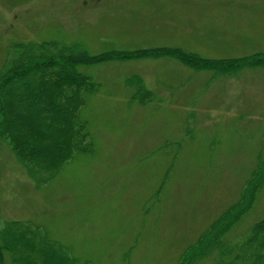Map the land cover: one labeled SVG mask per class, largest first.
I'll use <instances>...</instances> for the list:
<instances>
[{
    "label": "rangeland",
    "instance_id": "obj_1",
    "mask_svg": "<svg viewBox=\"0 0 264 264\" xmlns=\"http://www.w3.org/2000/svg\"><path fill=\"white\" fill-rule=\"evenodd\" d=\"M48 40L89 55L174 48L241 59L264 53V0H0V70L14 43ZM77 70L95 85L78 111L92 150L36 187L1 143L0 226L30 222L79 264H177L263 159L264 64L220 69L157 53ZM263 218L264 183L222 237L226 252L196 264L241 256ZM245 254L234 263L251 264Z\"/></svg>",
    "mask_w": 264,
    "mask_h": 264
},
{
    "label": "trees",
    "instance_id": "obj_2",
    "mask_svg": "<svg viewBox=\"0 0 264 264\" xmlns=\"http://www.w3.org/2000/svg\"><path fill=\"white\" fill-rule=\"evenodd\" d=\"M172 54L193 65L225 69L228 65L264 64V53L241 59L208 60L174 48L111 51L89 55L77 42L57 40L17 42L0 70V144L5 142L36 187L75 153L92 150V143L78 111L85 92L95 85L77 65L113 58ZM264 183V156L246 183L240 199L230 205L193 244L177 264H196L214 250L223 249L222 237L247 212ZM251 264H264V218L257 221L240 245ZM240 255L236 254L237 260ZM248 258V259H249ZM234 260L228 264H235ZM0 264H79L64 246L30 222L12 220L0 226ZM82 264H91L86 261ZM216 264H223L217 260Z\"/></svg>",
    "mask_w": 264,
    "mask_h": 264
}]
</instances>
